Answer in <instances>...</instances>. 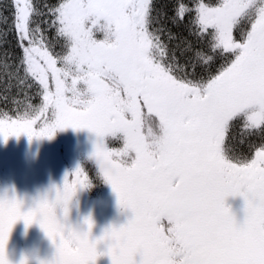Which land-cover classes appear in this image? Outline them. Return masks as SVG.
Here are the masks:
<instances>
[{
	"label": "snow or ice",
	"instance_id": "1",
	"mask_svg": "<svg viewBox=\"0 0 264 264\" xmlns=\"http://www.w3.org/2000/svg\"><path fill=\"white\" fill-rule=\"evenodd\" d=\"M3 7L0 43L15 46L11 75L26 89L14 114L0 111V136L92 130L95 165L132 215L94 239L65 224L61 208L89 182L78 164L32 207L0 196V264H11L5 244L17 219L35 220L55 244L46 264H94L98 241L111 264H264V0ZM236 125L238 143L228 135ZM117 133L122 145L105 147ZM236 194L241 221L225 204Z\"/></svg>",
	"mask_w": 264,
	"mask_h": 264
},
{
	"label": "rangeland",
	"instance_id": "2",
	"mask_svg": "<svg viewBox=\"0 0 264 264\" xmlns=\"http://www.w3.org/2000/svg\"><path fill=\"white\" fill-rule=\"evenodd\" d=\"M57 130L56 138H53V135L51 137L43 136L44 138L37 136L29 138L23 132L19 135H9L6 139L0 136V196L11 197L15 195L17 199L22 201L21 208L27 209L34 204L35 198L41 195L39 183L42 179L38 177L39 173L48 171L49 174L46 177L47 179L48 177L52 179L51 183L57 181L58 184L56 186L62 184L67 173L66 166H64L65 163L61 158L62 148H64L67 155L66 160L72 167L73 158H76V156L79 159L86 156L92 157L91 153L93 152L94 144L100 139L95 132L86 127L73 128L70 125L57 128ZM107 137L119 141L122 138L118 139L117 137H122V134L117 133L116 136L105 134V137H103L105 147L107 145ZM49 161L52 162L51 165ZM45 163L47 164L46 166ZM27 178H30L31 184H29ZM21 181L24 182V185L20 184ZM108 184L109 190L106 191L108 192L106 198L102 195L105 187H102L100 190H95L98 195L90 197V202H79L80 210L77 218L75 207L69 205L66 222L83 230L88 227L83 222V219L86 216H90L93 221L91 228L96 230L97 237L104 230L102 221L106 223V219H108H105L102 215L103 209L104 214L110 216L111 225L118 226L125 223V215H130L132 212L129 208L117 203L116 193L110 183ZM48 193L49 196L52 195V191H48ZM225 204L229 206L237 221L243 219L244 198L241 195H228L225 198ZM74 220H78L79 226L75 225ZM40 230L42 229L35 220L26 226L23 219H17L10 229L5 244V253L12 251L21 256L22 253L18 248L22 246L24 248V245L27 244L25 236L30 238L37 247H42L44 238L43 234L39 233ZM37 260V256L29 258L28 264H33Z\"/></svg>",
	"mask_w": 264,
	"mask_h": 264
},
{
	"label": "trees",
	"instance_id": "3",
	"mask_svg": "<svg viewBox=\"0 0 264 264\" xmlns=\"http://www.w3.org/2000/svg\"><path fill=\"white\" fill-rule=\"evenodd\" d=\"M8 0H0V13L4 12L5 9L3 7L4 4H6ZM41 3L45 2V0H40ZM159 2L163 3L165 0H159ZM4 26L0 24V28H3ZM173 31L179 32L184 36H187V33L182 28H176L173 27ZM9 40L12 39L11 34H9L8 37ZM7 50V51H6ZM15 46L12 44H5L0 43V111L3 110H10V114H14V105L19 103L20 100L23 99L25 94L26 86L19 85V82L11 75V72L13 70V66L15 64ZM28 91H34V90H28ZM40 102V98L38 96L32 95L31 96V103L32 104H38ZM34 127H39V125H34ZM58 130H54L53 138H56ZM235 135L236 136V142L238 143L241 132H240V126L236 125L229 133L228 135ZM41 138H44L43 136H40ZM48 140V139H47ZM62 144L64 142H61ZM106 147L108 148H118L122 145L123 141L116 140L114 138L107 137L106 138ZM65 144V143H64ZM63 146V145H62ZM61 146V147H62ZM246 148V145L243 146ZM61 158L62 161L65 163L64 166H66L68 177H71V173L74 169L70 165V163L66 160V152L64 151V148H62L61 152ZM79 165L81 168L87 173L89 177V182L86 184V193L89 197H92L93 195L97 196L98 193H96L95 190H100L103 187V176L99 173L95 162L86 161L83 162L80 161ZM65 169V170H66ZM52 187V186H51ZM74 195L72 196L71 201L69 202V205L74 206ZM78 222V220H77ZM74 223L76 221L74 220ZM40 234H43V230H40ZM25 246V245H24ZM22 247H19L18 249H21Z\"/></svg>",
	"mask_w": 264,
	"mask_h": 264
},
{
	"label": "flooded vegetation",
	"instance_id": "4",
	"mask_svg": "<svg viewBox=\"0 0 264 264\" xmlns=\"http://www.w3.org/2000/svg\"><path fill=\"white\" fill-rule=\"evenodd\" d=\"M105 137V136H104ZM83 162H86V161H93L94 162V158L93 157H89V156H86V157H81L80 159L78 158V156H76V158H73V162H72V165L73 167L75 168L80 161ZM49 164L51 165L52 162L49 161ZM47 164L45 163V166ZM19 174V173H17ZM48 171H44V173H39L38 174V177L41 178L43 180V178H45V180H41L40 183H39V186H40V194L42 195L46 190L47 191H51V186L52 185H57L58 182L57 181H53V183H51L52 179H47L46 175H48ZM27 181L29 182V184H31V180L30 178H27ZM21 185H24V182H20ZM107 186V188H106ZM103 187L104 188V192L102 193V195L106 198L108 196V192H106L109 187V184L107 183V181L103 178ZM102 196V197H103ZM90 197L87 195L86 193V185L85 186H78L77 187V190L75 192V196H74V206H75V215H76V218L78 217V214H79V210H80V207L78 206L79 205V202L82 201L84 203H87V202H90L91 200L89 199ZM104 209H103V216L108 219H106V223L104 221H102V223L104 224L103 226V229L107 228L110 224V216L109 215H106L104 214ZM130 215H125V219L127 220L130 216ZM109 216V217H108ZM109 221V223H108ZM75 225H78L79 226V222H77L76 220V223ZM117 226V225H116ZM94 227V226H93ZM94 231V232H93ZM103 232V231H102ZM97 232L96 230H93L92 228L90 229L89 231V238L90 239H94L96 238ZM26 238V242L27 244H25V247L24 248H21L19 249L21 251V253H24V254H27L29 258H34L37 256L38 260H47V259H50L53 255V253L55 252V244L53 243L52 240H50L43 232V238H44V245L42 247H37L33 241L28 238L27 236H25ZM29 245V246H28ZM97 251L98 253H100L95 261H94V264H111V261H110V257L108 256L107 254V243L106 241H98L97 242ZM6 256L8 258V260L11 262V264H17V262L19 261L20 257L18 254H16L15 252H7L6 253ZM38 260L37 261H34L33 264H38ZM91 264V262H90Z\"/></svg>",
	"mask_w": 264,
	"mask_h": 264
},
{
	"label": "clouds",
	"instance_id": "5",
	"mask_svg": "<svg viewBox=\"0 0 264 264\" xmlns=\"http://www.w3.org/2000/svg\"><path fill=\"white\" fill-rule=\"evenodd\" d=\"M77 190V189H76ZM76 190L73 192V195H74V193L76 192ZM72 195V196H73ZM72 196L69 198V200H68V203H67V205H66V208H67V211H66V213L64 212V210H63V208H61V216H63V217H65V219L63 220V222L65 223V224H70L71 225V227L73 228V230H82V229H80L79 227H74L71 223H67L66 222V219H67V216H68V212H69V202L71 201V199H72ZM33 205H31V206H29V207H32ZM91 218V217H90ZM92 220V219H91ZM92 224H93V221H92ZM92 224H91V226L90 227H87L88 228V231H90V229H91V227H92ZM41 228V227H40ZM42 229V228H41ZM43 230V229H42ZM43 232H44V230H43ZM44 234L49 238V236L44 232ZM50 239V238H49ZM51 240V239H50ZM54 254V253H53ZM53 256V255H52ZM52 258V257H51ZM50 258V259H51ZM28 259H29V257H28V255L27 254H24V253H22L21 254V257H20V259H19V261H21V260H23L24 261V264H28ZM50 259H47V260H38V264H42V262H44V264H46V262L48 261V260H50ZM18 261V262H19ZM18 262H17V264H18Z\"/></svg>",
	"mask_w": 264,
	"mask_h": 264
}]
</instances>
